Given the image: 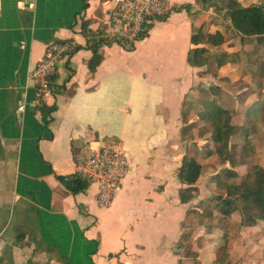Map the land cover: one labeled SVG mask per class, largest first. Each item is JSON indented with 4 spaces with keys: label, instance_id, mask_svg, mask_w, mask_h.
<instances>
[{
    "label": "crops",
    "instance_id": "0c3cea01",
    "mask_svg": "<svg viewBox=\"0 0 264 264\" xmlns=\"http://www.w3.org/2000/svg\"><path fill=\"white\" fill-rule=\"evenodd\" d=\"M171 1L148 36L125 47L105 37L116 0H0V264H194L179 242L203 189L193 196L197 183L179 173L194 156L185 110L208 70L189 62L191 38L200 28L221 31L228 61L240 34L230 0ZM53 41L74 47L38 99L30 71ZM95 44L100 61L91 69ZM88 142L128 157L109 207L97 204L95 183L83 179L74 192L59 178L75 177V155Z\"/></svg>",
    "mask_w": 264,
    "mask_h": 264
},
{
    "label": "rangeland",
    "instance_id": "374dc122",
    "mask_svg": "<svg viewBox=\"0 0 264 264\" xmlns=\"http://www.w3.org/2000/svg\"><path fill=\"white\" fill-rule=\"evenodd\" d=\"M218 2L211 4L223 16L225 8ZM214 17L218 18L217 15ZM228 29L232 30L231 27ZM230 34L231 37L227 39L233 43V30ZM262 42L242 43L238 36L235 48L229 50L226 58L228 61L225 60L222 67L217 65L216 55L225 50V45L207 51L205 55L209 61L203 68L209 72H201L207 80H202L198 85L197 95L185 110L184 119L189 123L186 127L190 134L188 149L189 152L193 151L196 159L200 158L202 166L195 182L197 184L192 187V195H196L200 189H203V194L196 198L195 208L185 223L179 245L183 248V254L192 257L194 264H264V221L245 224L240 211L236 209L224 214L221 199H226L227 196L224 187L217 184L219 180L239 182L252 164L264 167ZM233 64H237V69L231 68ZM228 68L232 70L229 72ZM212 86L217 87L214 89L216 93H213ZM206 96L215 98L233 113L232 122L236 125V130L229 140L230 159L218 157L211 141V124L200 115ZM255 101L260 103L258 109H252ZM228 169L234 174L228 175ZM219 195L221 199H218Z\"/></svg>",
    "mask_w": 264,
    "mask_h": 264
},
{
    "label": "trees",
    "instance_id": "16d2710c",
    "mask_svg": "<svg viewBox=\"0 0 264 264\" xmlns=\"http://www.w3.org/2000/svg\"><path fill=\"white\" fill-rule=\"evenodd\" d=\"M225 8L233 27L240 34L242 43L251 40L253 36L264 35V5L243 6L236 0H230ZM191 41L195 46L191 48L189 62L201 66L209 61L205 55L207 51H210L207 45H221L225 38L221 31L206 33L200 28L193 33ZM96 44L93 46L94 55L89 61L91 69H94L100 61ZM225 56L224 52L216 55L219 65L224 63ZM215 88L217 87L212 86L211 89ZM213 93H216V90ZM259 104L255 101L252 109H258ZM200 115L211 124V141L218 157L224 160L230 159L229 140L236 130V125L232 122V111L220 105L215 98L206 96ZM201 167V163L194 156L185 157L179 173L180 179L188 184L195 183L200 176ZM227 174L232 175L234 172L228 169ZM59 178L71 191L77 192L86 187V182L80 177L69 179L60 176ZM217 184L224 187L227 196L225 201L221 199V195L218 197L222 200L224 214H229L232 209H236L240 211L245 224L252 225L257 220L264 221V167L262 165L252 164L246 176L239 182L219 180ZM182 199H186L184 194Z\"/></svg>",
    "mask_w": 264,
    "mask_h": 264
},
{
    "label": "built area",
    "instance_id": "2783aa9c",
    "mask_svg": "<svg viewBox=\"0 0 264 264\" xmlns=\"http://www.w3.org/2000/svg\"><path fill=\"white\" fill-rule=\"evenodd\" d=\"M172 8L171 0H116L107 13L105 37L121 46L133 47L148 36L153 22ZM73 47L71 41L51 42L31 69L30 77L35 81L38 99L50 92L60 61ZM19 109L24 110V105ZM74 161L75 177L95 183L97 204L109 207L129 171L124 149L88 142L76 153Z\"/></svg>",
    "mask_w": 264,
    "mask_h": 264
},
{
    "label": "water",
    "instance_id": "95a60500",
    "mask_svg": "<svg viewBox=\"0 0 264 264\" xmlns=\"http://www.w3.org/2000/svg\"><path fill=\"white\" fill-rule=\"evenodd\" d=\"M224 3H227V0H223V4H224ZM222 200L225 201V199H222Z\"/></svg>",
    "mask_w": 264,
    "mask_h": 264
}]
</instances>
